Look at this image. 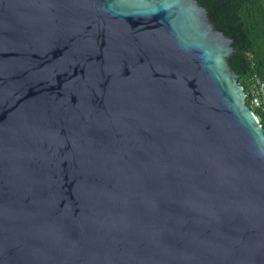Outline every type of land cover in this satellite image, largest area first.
<instances>
[{"label":"water","instance_id":"obj_1","mask_svg":"<svg viewBox=\"0 0 264 264\" xmlns=\"http://www.w3.org/2000/svg\"><path fill=\"white\" fill-rule=\"evenodd\" d=\"M197 0H0V264H264V130Z\"/></svg>","mask_w":264,"mask_h":264},{"label":"trees","instance_id":"obj_2","mask_svg":"<svg viewBox=\"0 0 264 264\" xmlns=\"http://www.w3.org/2000/svg\"><path fill=\"white\" fill-rule=\"evenodd\" d=\"M206 8L213 23L233 39V53L228 64L239 76L247 94L251 77L264 80V0H197ZM264 130V111L252 108Z\"/></svg>","mask_w":264,"mask_h":264},{"label":"built area","instance_id":"obj_3","mask_svg":"<svg viewBox=\"0 0 264 264\" xmlns=\"http://www.w3.org/2000/svg\"><path fill=\"white\" fill-rule=\"evenodd\" d=\"M264 6V1H263ZM251 86L249 88V106H259L264 111V80L258 76L253 75L251 77Z\"/></svg>","mask_w":264,"mask_h":264}]
</instances>
